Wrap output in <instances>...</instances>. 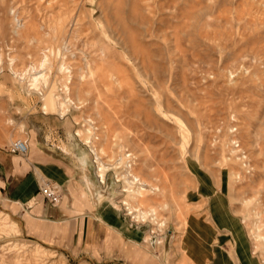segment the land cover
<instances>
[{
	"label": "rangeland",
	"instance_id": "1",
	"mask_svg": "<svg viewBox=\"0 0 264 264\" xmlns=\"http://www.w3.org/2000/svg\"><path fill=\"white\" fill-rule=\"evenodd\" d=\"M59 46L72 73L68 96L81 107L63 115L53 96L65 81L58 60L51 55L45 110L16 75ZM85 129L103 162L130 153L134 173L161 191L120 192L124 165H110L102 200L154 207L160 235L147 243L158 225L136 224L125 205L115 211L138 233L133 260L129 249L114 251L108 230L105 247L97 238L80 248L42 243L23 230L20 206L0 197V222L15 223L0 228V264H148L149 255L157 260L149 264H193L204 250L200 227L220 217L238 223L264 262V0H0V146L35 136L72 161L62 147L82 148L98 182L76 135ZM186 229L191 254L181 248Z\"/></svg>",
	"mask_w": 264,
	"mask_h": 264
},
{
	"label": "crops",
	"instance_id": "2",
	"mask_svg": "<svg viewBox=\"0 0 264 264\" xmlns=\"http://www.w3.org/2000/svg\"><path fill=\"white\" fill-rule=\"evenodd\" d=\"M26 141L28 151L24 155L11 153L8 148L0 146V197L20 206L17 212L25 233L42 243L80 248L85 241L89 246L95 238L98 245L105 247L108 230L112 234L114 251L122 255L129 249L127 253L133 260L138 250L141 251L135 245L137 238L134 235L138 233L135 229L133 233L125 229L127 225H123L121 216L107 209L102 200L105 190L91 174L86 151L64 145L62 149L75 160L72 161L35 136ZM45 182L58 187L61 193L58 204L43 199L39 189ZM218 219L221 220L200 227L211 232L200 233L201 239L198 240L204 250L200 249L202 258L193 264H259L260 259L251 253L250 243L244 239L238 223L232 220L222 222V217ZM93 230H98L97 236ZM216 231L215 242H211V238L214 239L211 234ZM188 234L186 229L181 248L191 254L193 248L191 251L185 245ZM146 259L148 264L157 261L150 255Z\"/></svg>",
	"mask_w": 264,
	"mask_h": 264
},
{
	"label": "bare ground",
	"instance_id": "3",
	"mask_svg": "<svg viewBox=\"0 0 264 264\" xmlns=\"http://www.w3.org/2000/svg\"><path fill=\"white\" fill-rule=\"evenodd\" d=\"M15 7V6H14ZM20 8V7H19ZM20 10V9H19ZM26 14V13H25ZM23 16V15H22ZM26 17V15H24ZM29 18V15L27 17V20ZM44 19V18H43ZM47 19V18H46ZM26 20V18H25ZM26 20V21H27ZM18 23V21H17ZM20 23V22H19ZM22 23V22H21ZM44 25L46 24L45 22H43ZM50 24V21H49ZM48 25V24H47ZM46 25V26H47ZM48 27V26H47ZM51 27V26H50ZM30 29V28H29ZM53 31L55 30L53 27L51 28ZM48 34V33H47ZM55 35V34H54ZM13 38V37H12ZM33 38V36H32ZM55 39V38H54ZM31 40V39H30ZM62 42V41H61ZM86 42V41H85ZM12 43V42H10ZM9 43V44H10ZM75 44V43H74ZM85 44V43H84ZM11 45V44H10ZM14 45V44H13ZM39 45V44H38ZM56 45H58V43H56ZM8 46V45H7ZM47 46L44 48L47 50ZM51 47V46H50ZM68 47V45H67ZM74 47V46H73ZM54 47H52L53 49ZM51 48L49 49V53H46L45 51H43L42 53L38 52L39 57L36 60H28L31 66L30 68L27 70V72H18V79L19 80H27V85L26 86V90L28 92L30 91H35L40 95V98L44 100V103L42 105V109L45 110L46 106H47V97L48 94L46 93V89L49 86L50 83V70L52 67V59H51V55L53 56V58H55L56 60H58V66L56 68L57 72L63 74L65 77V81L61 82V89H60V93H55L54 96V105L56 106V108L58 109V111L60 112V115H63L64 113H66V111L70 108L73 107L75 109L77 108H81L79 106L80 103H75L71 98H69L68 93H69V82L72 79V73L70 70V65H66V57L64 56V50L66 49V46H59L56 47L55 50H52ZM69 49V47H68ZM72 49V48H71ZM41 50V49H40ZM52 50V51H51ZM42 51V50H41ZM34 58V57H33ZM36 58V57H35ZM73 59V58H72ZM68 61V60H67ZM11 64V63H10ZM9 65V64H8ZM27 65V64H26ZM13 67V66H11ZM19 69V68H18ZM11 70V69H10ZM26 70V69H25ZM15 71V70H14ZM14 71H12L14 73ZM61 78V77H60ZM63 78V79H64ZM60 80V79H59ZM53 83V82H52ZM49 91H51L49 89ZM89 126H91V124H88ZM86 133H89V135H82L80 131H77L76 135L80 136L82 138V140L84 141L85 144L88 145L89 150L92 152L93 154V159H95V163H96V176L98 178L99 183L102 185H106V180H105V172L109 169V166H114L117 167L118 165L122 166L124 165V170H123V174L126 177V179L124 181H126L128 183V186L126 188H123L120 190V192L125 193V194H131V193H136L138 195H142L143 192H149L150 194H158L161 193V191L159 190V188L155 185H150L148 184V181L146 182L143 179H140L137 174L134 173V168L133 165L131 163L128 162V159H130L131 155L130 153H126L123 152L124 156L119 157L117 160H115L114 164H107L105 162H103L100 159V155H99V150L97 148L94 147L93 145V141H92V135L89 129H85ZM94 137V136H93ZM81 141V140H80ZM27 143V141H26ZM65 147V146H64ZM68 147V146H67ZM68 149V148H67ZM101 151V150H100ZM76 156V154H75ZM82 157V156H81ZM88 157V156H87ZM129 157V158H128ZM77 158V157H76ZM128 158V159H126ZM132 159V158H131ZM80 160V157H79ZM134 163V162H133ZM135 165V164H134ZM118 174V173H117ZM121 175V174H118ZM119 177V176H118ZM121 177V176H120ZM131 178V179H130ZM118 179V178H117ZM117 182V181H116ZM130 185H137L136 190H134L133 188L130 187ZM103 187V188H104ZM163 192V191H162ZM137 198V197H136ZM139 199V198H138ZM137 199V200H138ZM146 202V201H143ZM120 204H118V202H115L113 204L107 203V209H111L115 212V208L117 206L122 207L126 205V211L127 214L130 216V218L132 219L133 222L137 223H142L144 224L146 222L147 219H149L152 224H157L158 226H153L151 227L145 234H144V240L148 243L149 240L152 239V236H155V234H157L156 236L160 235L158 234L157 231H159V222L157 220L156 217V210L151 208V210H145L144 208H142V204L140 202H138L136 205H131L129 203H127L125 200H121L119 202ZM4 215V214H3ZM255 215V214H254ZM260 216V215H259ZM4 217H2L3 219ZM1 219V218H0ZM260 219V218H259ZM258 219V220H259ZM7 221V220H6ZM159 221H161L159 219ZM8 222H0V228L4 227V224H7ZM10 226L12 228L15 227V223L14 222H9ZM9 223L7 225H9ZM164 223V222H163ZM255 223V222H254ZM258 223V222H257ZM165 225V224H163ZM9 227V226H8ZM252 229V228H251ZM4 230V229H3ZM162 230V229H161ZM250 230V229H249ZM248 230V231H249ZM251 233V232H250ZM255 233V232H254ZM263 234V233H262ZM138 235V234H137ZM155 236V237H156ZM257 232L255 233V239L254 241L257 242ZM254 237V236H253ZM157 238V237H156ZM253 241V239H252ZM158 242V241H157ZM253 242V243H255ZM262 243H264V236H262V241H260ZM160 243V242H158ZM156 244V243H155ZM252 244V243H251ZM253 245V244H252ZM256 245V244H255ZM254 248V249H253ZM160 250V249H159ZM257 250L256 247H252L251 249V253L253 255H255V251ZM264 254V253H263ZM250 258V257H249ZM261 264V262L259 263ZM264 264V262L262 263Z\"/></svg>",
	"mask_w": 264,
	"mask_h": 264
},
{
	"label": "built area",
	"instance_id": "4",
	"mask_svg": "<svg viewBox=\"0 0 264 264\" xmlns=\"http://www.w3.org/2000/svg\"><path fill=\"white\" fill-rule=\"evenodd\" d=\"M9 152L24 155L28 151V145L25 140L17 139L12 141L8 147ZM40 193L47 202L55 205L61 200V193L57 186L50 182H45L40 187Z\"/></svg>",
	"mask_w": 264,
	"mask_h": 264
}]
</instances>
